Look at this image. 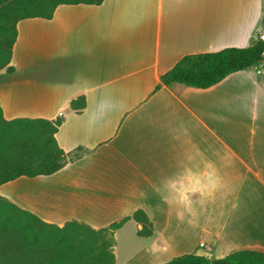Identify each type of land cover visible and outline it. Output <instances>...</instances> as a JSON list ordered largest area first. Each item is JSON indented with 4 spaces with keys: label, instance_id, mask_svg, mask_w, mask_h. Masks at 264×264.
I'll return each mask as SVG.
<instances>
[{
    "label": "crops",
    "instance_id": "crops-1",
    "mask_svg": "<svg viewBox=\"0 0 264 264\" xmlns=\"http://www.w3.org/2000/svg\"><path fill=\"white\" fill-rule=\"evenodd\" d=\"M17 30L14 71L0 70L4 118H62L58 145L82 151L2 197L59 228L127 219L116 264L264 253V61L208 89L161 82L187 55L264 39V0L60 5ZM137 211L151 236L138 234Z\"/></svg>",
    "mask_w": 264,
    "mask_h": 264
},
{
    "label": "trees",
    "instance_id": "trees-1",
    "mask_svg": "<svg viewBox=\"0 0 264 264\" xmlns=\"http://www.w3.org/2000/svg\"><path fill=\"white\" fill-rule=\"evenodd\" d=\"M103 2L104 0H0V70L14 71L10 64L18 37L17 24L21 20L50 19L60 5H101ZM263 61L264 39L260 38L246 48L232 47L218 52L187 55L161 76V82L171 89L176 85L208 89L231 74L250 69ZM78 105L79 101L73 104L74 107ZM62 123V118L6 120L0 107V186L20 178L51 176L62 170L69 160L79 158L81 148L66 154L58 145L55 135ZM0 212L1 229L7 230L12 226L14 232L26 236V244L32 250L42 245L62 249L66 259L53 261L51 264H116L113 254L114 232L127 221L123 219L99 231L75 221L59 228L43 222L1 195ZM133 218L142 224L138 234L143 237L151 236L152 223L146 214L137 211ZM77 229H88L95 236L109 232L110 241L104 242L99 254L94 255L93 251L84 250L83 242L75 231ZM77 243H80L78 251L73 247ZM163 264H264V253L241 250L219 260L185 254Z\"/></svg>",
    "mask_w": 264,
    "mask_h": 264
},
{
    "label": "rangeland",
    "instance_id": "rangeland-1",
    "mask_svg": "<svg viewBox=\"0 0 264 264\" xmlns=\"http://www.w3.org/2000/svg\"><path fill=\"white\" fill-rule=\"evenodd\" d=\"M10 79L9 85L14 82ZM19 184H7L0 188V195L17 198ZM8 197V198H9ZM31 198V194L29 195ZM2 214V212H0ZM13 227L9 226L7 230H2L0 227V264H51L53 261H62L66 259V255L62 253V249H57V246H39L37 249L32 250L27 246V238L18 232H14ZM73 233L71 229L68 230ZM79 235L80 241L83 242L85 251H93L92 254H99L100 246L110 241V233L106 232L100 235H93L88 229L75 230ZM107 241V242H106ZM79 245L75 244L73 247L76 251L80 250ZM170 258L171 254L166 255ZM94 264V263H93Z\"/></svg>",
    "mask_w": 264,
    "mask_h": 264
},
{
    "label": "built area",
    "instance_id": "built-area-1",
    "mask_svg": "<svg viewBox=\"0 0 264 264\" xmlns=\"http://www.w3.org/2000/svg\"><path fill=\"white\" fill-rule=\"evenodd\" d=\"M201 247H202V248H207L206 243H201Z\"/></svg>",
    "mask_w": 264,
    "mask_h": 264
}]
</instances>
